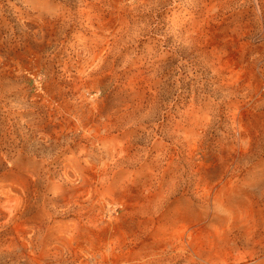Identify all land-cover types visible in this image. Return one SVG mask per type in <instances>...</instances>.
<instances>
[{
    "label": "rangeland",
    "instance_id": "1",
    "mask_svg": "<svg viewBox=\"0 0 264 264\" xmlns=\"http://www.w3.org/2000/svg\"><path fill=\"white\" fill-rule=\"evenodd\" d=\"M0 264H264V0H0Z\"/></svg>",
    "mask_w": 264,
    "mask_h": 264
}]
</instances>
